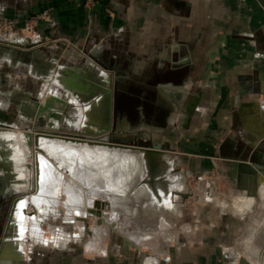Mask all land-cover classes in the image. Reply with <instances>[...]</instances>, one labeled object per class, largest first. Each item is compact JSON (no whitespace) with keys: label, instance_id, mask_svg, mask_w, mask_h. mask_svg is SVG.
I'll use <instances>...</instances> for the list:
<instances>
[{"label":"rangeland","instance_id":"1","mask_svg":"<svg viewBox=\"0 0 264 264\" xmlns=\"http://www.w3.org/2000/svg\"><path fill=\"white\" fill-rule=\"evenodd\" d=\"M256 1L259 5L263 4L260 0ZM49 17L50 14L38 13L22 20L0 14V74L5 76V85L0 89L1 264H4V258H7L4 255L5 250L14 244L15 246L19 244L16 246L18 253L14 255L10 250L9 253L13 255L10 264H161L171 256L155 253V249L152 248L155 247V241L161 243L160 250L169 246L182 247L183 242L199 246L202 243L200 236L197 234L190 237L187 233L198 229L207 216L210 218L217 216L219 210L221 211L219 207L221 203L230 204L246 192L238 189L236 174L233 172L229 157L255 164L259 159L258 152L264 155V141L253 145L246 138L240 121L231 126L226 122L219 123L218 128L210 127L204 125V119L200 121L198 114L193 118L192 125L187 126L183 123L184 120L188 122L185 119L187 115L177 119L176 113H172L170 108L160 103L157 91L161 85L168 83L183 87L184 83L189 81L183 77V73L165 70L156 72L155 75L154 66L146 78L135 74L131 71L133 63L129 59L141 61L145 57L140 56L141 53L147 52L135 46L115 48L117 52H111L114 54L107 63L99 60L94 62L93 55L98 48L93 46L76 48L68 45L71 43L69 40L67 42L64 40L65 44L61 46L59 40L55 38L57 35L50 34L51 37L41 35L39 26ZM22 22L25 26L19 27ZM257 36L259 35L257 34L254 40L256 55L264 60V46ZM9 51L12 55L10 58L7 56ZM75 51H78L80 57L75 56L77 55ZM42 53L44 56L41 57ZM104 54L110 55L109 50ZM119 54L126 55L128 60L120 64ZM13 59H16L15 65L11 63ZM38 64L48 66L53 64V67H49L47 74H42L47 76L43 77L36 73ZM81 64L97 78L92 79L97 89L95 88L96 91L90 96L69 88L64 81L68 76L65 68ZM105 78H111L110 81H104L108 82L107 84L102 82ZM192 82L199 86L198 79H193ZM110 89L112 94L107 96L111 106L108 114L109 123H105L104 126L101 119L95 118L91 108L94 107V102L99 101L97 111H101L105 96L101 93L109 94ZM52 96L62 98L67 104L70 103L71 107L66 111L65 108L61 110L56 106L47 108L45 100L51 99ZM169 97L179 111L183 114L189 113L185 104L194 95L186 98L184 102L172 99L170 95ZM30 100L38 102L39 107L32 113H24L21 111V104ZM205 114L208 116L209 110ZM202 116L204 118V115ZM120 121L127 122L128 125L119 126ZM37 135L57 140L73 137L76 140H86L85 143L89 142L87 140H94L115 144L116 149L127 150L128 154L136 155L140 161L143 160L141 148L159 150L169 163L165 175L168 177L167 181L171 185L174 182L185 183L187 189L185 193H181L187 194L186 198L181 196L178 211L174 213L165 211L169 214L170 223L162 217L163 212L155 225V213H148L150 211L148 209L142 223L135 224L130 220V224L127 223L128 226L124 229L129 234H141V238L138 239H142V242L138 243L136 249L125 247L122 238L124 231L118 232L111 225L112 222L104 220L105 211L112 210V213L114 211L110 203L99 199L102 206L93 207L85 206L84 201L79 202L76 199L77 207L65 206L73 191H78V197L86 196L88 193L86 191L90 188L84 183V179L77 178V181L71 174L58 168L56 170L61 172V178L58 177V182H54L53 168L49 160L44 158L42 161H47L45 165L48 166L42 167L41 173H38L35 144ZM232 139L237 141L236 146ZM206 140L211 142L206 143ZM91 145H95L94 148L90 147L91 149H97L96 147L103 144ZM105 146L110 148L108 145ZM152 160L154 162V159ZM164 162L163 159L159 160V164L164 165ZM247 177L248 180L239 185L256 188V176ZM38 186L41 190L47 189L52 196L57 188L60 191L64 190L58 198L60 204L54 206L46 204L41 198L39 200L35 198ZM63 186L67 188L64 189ZM74 208L86 211V216L79 214L75 216ZM120 217V221L125 220L123 214ZM162 222L165 223L164 226L160 225ZM105 230L107 236L104 238L103 247L100 246L102 250L88 251L90 244L104 235ZM166 230L169 232L164 237L155 238L157 235L155 231L161 233ZM16 231L18 237L14 234ZM171 234H175V240L167 245L166 239L173 240L172 236H169ZM49 237L52 239L47 241Z\"/></svg>","mask_w":264,"mask_h":264},{"label":"crops","instance_id":"2","mask_svg":"<svg viewBox=\"0 0 264 264\" xmlns=\"http://www.w3.org/2000/svg\"><path fill=\"white\" fill-rule=\"evenodd\" d=\"M260 1L262 5L256 0H0V14L22 20L33 14H50L39 26L41 35H57L55 38L61 46L65 44L64 40H69L68 45L76 48H98L93 55L94 62L111 61L114 54L111 52H117V47L135 46L146 50L140 55L145 56L141 61L129 59L133 63L132 72L146 78L155 66V75L170 70L183 73V77L189 79L183 87L168 83L157 90L160 103L176 113L177 119L187 115L188 122L184 120L183 123L190 126L199 114L200 121L204 119V125L210 127L226 122L231 126L240 121L252 144L262 135L259 144L264 138L261 134L264 130V60L256 55L254 40L258 34L264 46V0ZM24 26V22L19 24V27ZM107 50L110 55L104 54ZM7 53L9 58L12 57L10 51ZM76 53L74 55L80 57L78 51ZM15 55L14 52V58ZM118 56L120 64L128 60L124 54ZM11 63L15 65L16 59ZM174 64L180 66L175 68ZM49 67L53 64L36 65L37 75L47 76L42 74ZM65 70L67 77L70 76L64 78L69 88L85 96L94 94L97 87L92 79L97 78L84 68V64L67 66ZM4 79L5 76L0 74V89L5 85ZM110 79L105 78L102 82ZM193 79L199 80V86L193 84ZM101 94L105 95L103 108L97 111L99 101H96L91 111L105 126L109 123L111 110L107 96L112 94V89L109 94ZM168 94L183 102L194 95L185 104L189 113L179 111ZM196 99L198 102L193 110ZM32 102L35 101H23L21 111L32 113ZM123 124L128 125L120 121L119 126ZM231 141L237 145L235 139ZM208 142L211 141L206 140ZM163 160L164 171H167L169 163L165 158ZM236 182L238 189L246 192L230 204L221 203L217 216H207L198 229L187 233L190 237L200 236L202 243L199 246L183 242L182 247L169 246L160 250L161 243L155 241V247L152 246L155 253L171 256L161 264H264V187L240 186L237 176ZM173 185L169 184L166 191H161L170 194L171 205L167 211L172 213L177 210L173 208L176 206L173 198L176 183ZM184 186L183 191L187 189L186 184ZM133 203L129 206L136 205ZM165 211L162 217L170 223ZM159 216L155 212V225ZM168 232L155 231V238L164 237ZM169 236L173 240L166 239L167 245L176 237L175 234ZM124 239L123 245L130 247Z\"/></svg>","mask_w":264,"mask_h":264},{"label":"bare ground","instance_id":"3","mask_svg":"<svg viewBox=\"0 0 264 264\" xmlns=\"http://www.w3.org/2000/svg\"><path fill=\"white\" fill-rule=\"evenodd\" d=\"M197 102L198 100L193 103L194 105L193 110H195V105L197 104ZM48 103L49 104H47V100H45V105L47 106V108L49 107L53 108L56 106L60 108L61 110L62 108L63 109L65 108L66 110L70 105V103L67 104L65 100H63L62 98L58 96H56L54 99H50ZM38 107H39L38 102H32V107H31L32 112ZM263 131L261 132V134L262 133L264 134ZM261 136L262 135H259L258 139L256 138L253 141V144H257ZM35 137H36L35 144H36L37 154H38L37 159H36L37 161L36 170L38 171L39 174L41 173L42 167L45 168L46 166H48V165H45L47 161L45 162L42 161L43 158L48 159L50 166L53 168V174L55 175L53 179L54 182H58V179H59L58 177H60L61 175V172L58 170H62V171L65 170V172H68L69 174L73 176L72 177L73 179L74 177L76 180L77 178L84 179V183L88 185L90 188L89 190L86 189L87 190L86 192L88 193L84 197H78L79 196L77 193L78 191L76 192L73 191L74 193L72 192V195L70 194L71 197L68 199L69 202L68 201L66 203L64 202L66 207L71 208L70 206L72 205L76 206L75 202L77 201L79 202L84 201L85 206H89V205H92L93 207L95 206L97 207L99 205L102 206L101 200L99 201V199H102L105 202L110 203V206L114 208L113 213H112V210L110 212L108 211L104 212V220L107 222H112L113 224L111 225H113L114 228L118 232L119 231L123 232V230H125L124 227L128 226L127 223L130 224L132 220L135 222V224L142 223L144 221L145 213L148 212L146 211V209L150 210L148 213L153 214L157 212L158 215L162 214L165 210L170 209V207H168L171 204L170 194H167V192L166 193L161 192L165 190L166 188H168L170 183L166 179L168 177L165 176L166 171H164V167H163L164 165H162V163L159 164V160L163 159L162 154L161 152H159V150H146V149L141 148L140 149V151L142 150L141 158H143V160L140 161V159H138L136 155L128 154L127 150L116 149L115 147L117 146H115V144H106L104 142H96L94 140H87L89 142L85 143L84 141L86 140H81V139L76 140L75 138H68V137H67L68 139L58 138L59 140L50 139L47 136L37 135ZM62 137H65V136H62ZM70 139H73V140H70ZM94 143L103 144V145L102 146L99 145L98 147H96L97 149H91L90 147L94 148L95 145H91ZM105 145H108L110 148L106 147ZM119 147H123V146H119ZM123 154L125 156H123ZM151 159H154V162H156L155 166H154L153 160L151 161ZM231 162L233 164L232 165L233 172L234 174H236L237 181L240 185L242 184V182H245L246 180H248L247 176H250V178L251 176H256V179H257L256 187H258V185L264 187V174L262 172L257 171L254 166H252L250 163L245 162V161H236L232 159ZM38 178H39V181L41 182V179L39 176ZM184 184L185 183H182L180 186V184L177 182L176 185L178 186L175 185L176 195H174L173 198H174V203H176V206H174L173 208H176L177 211L179 210L178 203L181 201L180 200L181 196L187 195V194L181 193V192H184L183 191L185 188ZM67 186L66 187L63 186L62 188L65 189L67 188ZM78 186H76V188ZM62 191H60L57 188L54 196H52L49 194V192H47V189L44 188L41 190V187L38 186V188L36 187V192L38 193L36 194L37 196L35 198H37L38 200L39 198H41V200L45 202L46 204L57 206V204H60L58 198H59V195H61L60 193H62ZM133 201L136 202L135 203L136 205L129 206V204H134ZM161 203L165 205H161ZM45 206H48V205H45ZM75 211H73L74 212L73 214H75V216L76 214L84 215V216H86L87 214L86 211H79L78 209H75ZM174 211L176 210L174 209ZM70 214H72V212ZM121 214L124 215L125 220L123 219L120 221L119 218H121L120 217ZM152 224H151V227H152ZM160 225L164 226L165 223L162 222ZM14 227L15 226L13 224V228ZM139 229L141 228L139 227ZM17 232L18 231L14 232V234ZM12 233H13V230H12ZM14 234H13V237L15 235L17 237L19 236L17 234L15 235ZM38 236L40 237L41 235H38ZM106 236H107V232L105 230L104 235L98 238L96 242L93 241V243L90 244L88 251L100 252L102 250L100 246L102 245L103 247V245L105 244L104 238ZM122 238H125L126 240L125 239L124 240L128 242V245L133 248H138V243L142 242L141 241L142 239L139 240L141 238V234L133 235V234L127 233V231L123 232ZM51 239L52 238L49 237L47 238V241H50ZM16 246L14 244V245L7 247V249L5 250V254H4L7 258H4L5 260L4 264H10L12 262L10 259L13 255L10 254L9 252L11 250V252L14 255L18 253Z\"/></svg>","mask_w":264,"mask_h":264},{"label":"water","instance_id":"4","mask_svg":"<svg viewBox=\"0 0 264 264\" xmlns=\"http://www.w3.org/2000/svg\"><path fill=\"white\" fill-rule=\"evenodd\" d=\"M169 55V54H168ZM180 66V64H174V67L176 68V67H179ZM56 96H52V98L51 99H54ZM50 99H48L47 100V104H49L48 103V101H49ZM73 138V137H72ZM264 141V140H263ZM258 157H259V159L256 161V163L255 164H252V163H250V162H248V163H250L252 166H254L255 167V169L257 170V171H260V172H262L263 174H264V155H263V153L262 152H258ZM230 158V160L232 161V159L233 160H236V161H243V160H239L238 158H236V157H229ZM245 162H247V161H245ZM233 165V164H232ZM184 198H186V195L185 196H183Z\"/></svg>","mask_w":264,"mask_h":264},{"label":"flooded vegetation","instance_id":"5","mask_svg":"<svg viewBox=\"0 0 264 264\" xmlns=\"http://www.w3.org/2000/svg\"><path fill=\"white\" fill-rule=\"evenodd\" d=\"M0 260L2 261L1 256H0ZM0 264H1V262H0Z\"/></svg>","mask_w":264,"mask_h":264}]
</instances>
